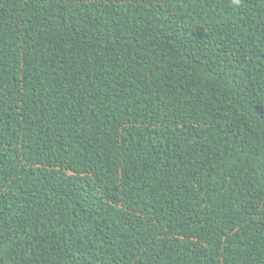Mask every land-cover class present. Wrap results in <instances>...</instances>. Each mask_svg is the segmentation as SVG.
Here are the masks:
<instances>
[{
	"label": "trees",
	"instance_id": "obj_1",
	"mask_svg": "<svg viewBox=\"0 0 264 264\" xmlns=\"http://www.w3.org/2000/svg\"><path fill=\"white\" fill-rule=\"evenodd\" d=\"M0 264H264V0H0Z\"/></svg>",
	"mask_w": 264,
	"mask_h": 264
},
{
	"label": "clouds",
	"instance_id": "obj_2",
	"mask_svg": "<svg viewBox=\"0 0 264 264\" xmlns=\"http://www.w3.org/2000/svg\"><path fill=\"white\" fill-rule=\"evenodd\" d=\"M239 2H240V0H234V3H235L236 5H238Z\"/></svg>",
	"mask_w": 264,
	"mask_h": 264
}]
</instances>
